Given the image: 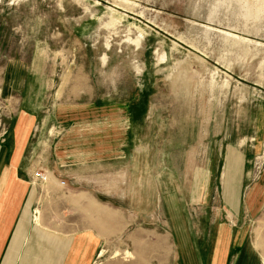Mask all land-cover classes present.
<instances>
[{"label":"rangeland","instance_id":"1","mask_svg":"<svg viewBox=\"0 0 264 264\" xmlns=\"http://www.w3.org/2000/svg\"><path fill=\"white\" fill-rule=\"evenodd\" d=\"M6 67L0 143L26 116L52 222L80 206L68 191L154 235L173 208L198 221L226 188L264 192V0H0V87Z\"/></svg>","mask_w":264,"mask_h":264},{"label":"crops","instance_id":"2","mask_svg":"<svg viewBox=\"0 0 264 264\" xmlns=\"http://www.w3.org/2000/svg\"><path fill=\"white\" fill-rule=\"evenodd\" d=\"M12 75L6 67L0 89L7 94L18 87ZM27 125L22 116L12 145L0 143V264H264V220L249 221L264 203L259 185L245 194L226 188L230 202L198 221L173 208L167 228L155 235L147 224L122 228L115 214L106 228L104 208L92 217L86 191L61 196L80 206L64 207L63 218L52 222L49 202L38 207L41 193L23 169Z\"/></svg>","mask_w":264,"mask_h":264},{"label":"built area","instance_id":"3","mask_svg":"<svg viewBox=\"0 0 264 264\" xmlns=\"http://www.w3.org/2000/svg\"><path fill=\"white\" fill-rule=\"evenodd\" d=\"M34 176H35L38 180H40V181H42V182H45V181H47V180L49 179L50 174H49V172H48L47 170L36 169V170H34ZM60 183H61V184H64V183H65V180L60 179Z\"/></svg>","mask_w":264,"mask_h":264}]
</instances>
